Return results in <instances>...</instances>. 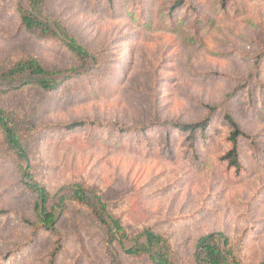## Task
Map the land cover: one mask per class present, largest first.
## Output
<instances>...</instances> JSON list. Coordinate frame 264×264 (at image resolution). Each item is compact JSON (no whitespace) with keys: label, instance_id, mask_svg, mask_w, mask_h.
<instances>
[{"label":"rangeland","instance_id":"1","mask_svg":"<svg viewBox=\"0 0 264 264\" xmlns=\"http://www.w3.org/2000/svg\"><path fill=\"white\" fill-rule=\"evenodd\" d=\"M18 1L0 0V70L24 57L53 73L78 68L63 43L25 32ZM184 1L170 12L174 0H48L49 18L62 21L98 65L54 93L25 88L0 108L38 127L26 148L35 179L52 197L76 184L97 192L132 238L146 229L167 237L175 264H198L197 242L212 233L234 242L241 264H262L264 60L258 81L247 79L264 55V0ZM206 105L221 108L207 137L196 133L195 149L178 131L127 138L117 129L140 130L157 117L199 123ZM226 114L246 136L240 171L223 160L231 148ZM75 123L86 125L69 129ZM21 180L0 131V264H50L57 238L45 230L33 237L36 196ZM58 228L62 251L54 264H113L104 231L84 207L70 204Z\"/></svg>","mask_w":264,"mask_h":264},{"label":"trees","instance_id":"2","mask_svg":"<svg viewBox=\"0 0 264 264\" xmlns=\"http://www.w3.org/2000/svg\"><path fill=\"white\" fill-rule=\"evenodd\" d=\"M230 1L224 0V5ZM47 4L48 0H19L16 4V12L21 27L36 38L60 41L74 55L80 65L66 73H53L47 71L37 59L21 58L12 67L0 70V102L12 94L30 87H36L43 93H54L64 87L65 82L92 73L98 65L94 55L77 40L62 21L49 18L46 11ZM185 6L184 0H174L170 12H177ZM263 60V54L256 58L254 71L247 81H258ZM63 75L65 78L61 80L57 78ZM246 87L247 85L244 84L241 85V88L235 89L227 95L224 102H229L237 95L238 91ZM205 107L207 113L199 123L188 124L177 120H161L157 117L140 130L122 125H118L117 129L120 131V137L127 138L136 137L138 132L157 129L161 130L166 137H171L173 131H178L188 137L191 147L195 149L196 133L199 131L200 136L207 137L206 133L213 121L214 114L221 108V106L211 105ZM225 118L232 132L229 137L231 148L223 160L236 171H240L242 169L240 139L246 136L231 115L226 114ZM84 125L86 124L75 123L68 127L72 129ZM0 131L4 136L5 143L17 158L22 184L26 190L36 196L34 212L38 224L33 237L35 238L40 230H45L57 238L50 264H54L57 255L62 251L58 224L70 204L84 207L104 231L105 249L113 264H123L121 254L138 260L148 259L152 264H175L172 260V243L167 237L156 234L151 229H146L138 237L132 238L121 219L111 216L108 202L97 192L88 190L81 184H76L71 186L67 193L59 197H52L48 189L35 179L30 164L26 145L39 131L33 121L21 117L16 112L0 108ZM195 260L198 264H241L234 242L223 233H212L200 238L195 249Z\"/></svg>","mask_w":264,"mask_h":264}]
</instances>
